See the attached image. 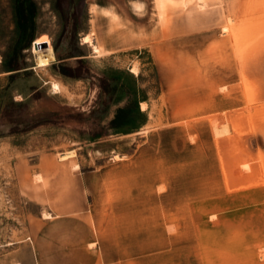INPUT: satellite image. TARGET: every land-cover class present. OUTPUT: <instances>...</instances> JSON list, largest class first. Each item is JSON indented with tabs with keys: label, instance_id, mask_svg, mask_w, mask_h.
Here are the masks:
<instances>
[{
	"label": "rangeland",
	"instance_id": "rangeland-1",
	"mask_svg": "<svg viewBox=\"0 0 264 264\" xmlns=\"http://www.w3.org/2000/svg\"><path fill=\"white\" fill-rule=\"evenodd\" d=\"M121 1L0 0V264H67L31 198L80 194L159 210L147 264H264V0Z\"/></svg>",
	"mask_w": 264,
	"mask_h": 264
},
{
	"label": "crops",
	"instance_id": "crops-1",
	"mask_svg": "<svg viewBox=\"0 0 264 264\" xmlns=\"http://www.w3.org/2000/svg\"><path fill=\"white\" fill-rule=\"evenodd\" d=\"M89 1L91 0H84L88 8L105 10L106 2L111 0H93L95 3H89ZM169 1L171 0H164L161 6L166 5ZM112 3L114 4H110V6L117 8L118 4L121 6L123 2L113 0ZM156 4L159 6L158 0H156ZM118 11L119 9H117ZM126 12L127 10H124V13ZM95 22L102 24L103 17H96ZM128 22L133 26L134 31H138V28L144 24V20L138 18L130 19L129 17ZM144 32L146 33L143 31V34ZM100 33L98 31L99 36ZM139 41L147 43L146 38ZM98 48L102 53L103 49ZM107 53L114 54L117 53V50L112 49ZM33 197L32 201L42 205L48 211L51 210V216L57 219L56 231L63 241L64 255L67 259L64 262L67 264H147L146 249L161 248V244H158L160 240L157 241L154 238L150 244H147L146 238L147 233L161 232L160 229L165 225L159 215H154V218L151 217L152 219L147 220V212H158L159 210L99 209L92 205L88 206L87 199L81 194L76 198L65 199L61 208H54L52 201L47 207L45 195L38 198ZM165 211L169 212L170 210ZM46 223L49 222L46 221ZM183 225L186 224L181 226ZM147 227L152 229H147ZM44 229L43 227L42 234ZM154 264H163V262H158L155 259Z\"/></svg>",
	"mask_w": 264,
	"mask_h": 264
},
{
	"label": "bare ground",
	"instance_id": "bare-ground-1",
	"mask_svg": "<svg viewBox=\"0 0 264 264\" xmlns=\"http://www.w3.org/2000/svg\"><path fill=\"white\" fill-rule=\"evenodd\" d=\"M164 3V0H158V4L159 6H161ZM136 8V7H135ZM99 10V9H98ZM103 11V10H102ZM108 12H110V10H108ZM112 13V12H111ZM115 15V14H114ZM116 16V15H115ZM85 43L88 44L90 47H92L94 53L99 56L101 54L100 49L98 48V46L90 39V37H86L85 39ZM49 66V64H43L42 67H46ZM55 90H57V86H55Z\"/></svg>",
	"mask_w": 264,
	"mask_h": 264
},
{
	"label": "water",
	"instance_id": "water-1",
	"mask_svg": "<svg viewBox=\"0 0 264 264\" xmlns=\"http://www.w3.org/2000/svg\"><path fill=\"white\" fill-rule=\"evenodd\" d=\"M46 44H43V46H45Z\"/></svg>",
	"mask_w": 264,
	"mask_h": 264
}]
</instances>
